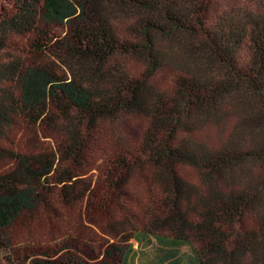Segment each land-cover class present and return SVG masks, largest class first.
Instances as JSON below:
<instances>
[{
    "label": "trees",
    "instance_id": "16d2710c",
    "mask_svg": "<svg viewBox=\"0 0 264 264\" xmlns=\"http://www.w3.org/2000/svg\"><path fill=\"white\" fill-rule=\"evenodd\" d=\"M135 244L264 264V9L0 0V256L137 264Z\"/></svg>",
    "mask_w": 264,
    "mask_h": 264
},
{
    "label": "rangeland",
    "instance_id": "374dc122",
    "mask_svg": "<svg viewBox=\"0 0 264 264\" xmlns=\"http://www.w3.org/2000/svg\"><path fill=\"white\" fill-rule=\"evenodd\" d=\"M244 5L251 6L257 10L264 9L263 2L261 0H241ZM225 3V2H223ZM189 177V174L186 173ZM144 182H140L136 184V193L138 194V198L144 195L145 192ZM135 248L137 249L136 253V263L137 264H147L151 259H153L158 253V247L155 244H149L145 246H140L135 244ZM187 247H182L180 252H186ZM0 264H9L3 257L0 256Z\"/></svg>",
    "mask_w": 264,
    "mask_h": 264
}]
</instances>
